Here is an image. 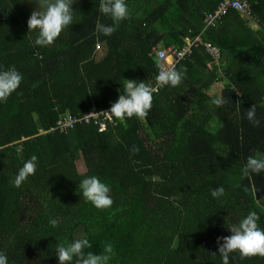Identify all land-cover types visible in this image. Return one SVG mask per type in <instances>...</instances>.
I'll use <instances>...</instances> for the list:
<instances>
[{
	"label": "trees",
	"instance_id": "trees-1",
	"mask_svg": "<svg viewBox=\"0 0 264 264\" xmlns=\"http://www.w3.org/2000/svg\"><path fill=\"white\" fill-rule=\"evenodd\" d=\"M197 1L201 26L172 29L171 19L157 24L136 14L105 36L96 24L112 20L99 12L100 0H73L72 24L40 47L38 30L29 33L27 24L34 0H0V71L15 67L23 76L0 102V252L8 264H59L57 244L77 239L92 245L85 254H102L111 243L108 264H223L217 240L231 235L228 228L256 211L264 229V173H242L249 156L264 153V1L249 0L261 25L256 35L234 11L203 32L205 15L222 0ZM200 35L220 49L221 63L196 47L177 68L182 83L153 94L146 119L133 117L126 126L116 119L103 133L94 124L51 131L66 113L110 109L125 79L154 86V49L182 48ZM214 99L226 103L217 107ZM254 105L258 126L246 115ZM153 125L176 132L160 135ZM32 155L35 174L14 187ZM93 175L111 188L107 210L79 192ZM219 187L224 194L215 198L211 191ZM229 264H264V257L234 252Z\"/></svg>",
	"mask_w": 264,
	"mask_h": 264
},
{
	"label": "clouds",
	"instance_id": "clouds-1",
	"mask_svg": "<svg viewBox=\"0 0 264 264\" xmlns=\"http://www.w3.org/2000/svg\"><path fill=\"white\" fill-rule=\"evenodd\" d=\"M34 2L37 7L32 11L27 22L29 33L38 30L35 45L48 47L53 45L61 33L72 24L74 2L73 0H34ZM99 12L112 20L111 25H105L99 21L96 24V32L105 36H111L122 21L130 19L126 0H100ZM158 68L155 86L146 82L138 83L135 80L125 79L123 94L119 95L118 101L113 103L108 111L102 113L109 118L114 117L125 126L127 120L133 117L140 120L146 119L153 105V94L164 86H179L185 77V73L181 70L166 68L163 64H159ZM22 80V74L15 67L0 71V102L6 103L20 88ZM237 95L240 94L237 93ZM212 102L217 107H222L226 103L223 99H214ZM246 115L250 122L256 126L259 125V121L255 119V105L247 110ZM37 161L38 157L32 155L23 163L12 182L14 187L20 188L30 176L35 174ZM242 173L244 176L264 173V153L256 152L255 155L249 156ZM79 192L84 200L91 202L98 210H107L114 203L110 195V186L102 183L95 175L81 181ZM223 194V187L211 191V195L215 198ZM259 220L258 213L251 211L238 225L228 228L231 232L230 236L218 238V253L222 257L223 264H229V255L234 252H238L241 259L253 256L264 257V229L260 228ZM49 222L53 227L58 225L56 219H51ZM91 247L88 239H77L67 246L58 243L56 255L59 264H72L73 260L75 264H108L114 251L113 245L105 244L102 254L93 252L85 254L84 250ZM0 264H8V258L3 252H0Z\"/></svg>",
	"mask_w": 264,
	"mask_h": 264
},
{
	"label": "built area",
	"instance_id": "built-area-1",
	"mask_svg": "<svg viewBox=\"0 0 264 264\" xmlns=\"http://www.w3.org/2000/svg\"><path fill=\"white\" fill-rule=\"evenodd\" d=\"M232 11L237 12L243 19L251 23L259 22L249 0H222L213 11L205 15L202 31L204 32L208 29L217 27V25ZM201 45L204 46L206 52L210 55L212 63L219 65L222 61L220 49L211 42H204L202 35L195 39L190 38L187 41V45L182 48H176L174 46L155 48L152 56L158 65L163 64L166 68H175L177 70L182 62L194 54L195 48ZM164 87L160 88L159 91ZM108 110L109 109L97 111L94 109L80 117L66 113L60 118L56 127L52 128L51 131H59L60 133L68 134L78 125L94 124L98 128L99 133H103L107 131L110 125H116V119L114 117L109 118L102 113Z\"/></svg>",
	"mask_w": 264,
	"mask_h": 264
},
{
	"label": "crops",
	"instance_id": "crops-1",
	"mask_svg": "<svg viewBox=\"0 0 264 264\" xmlns=\"http://www.w3.org/2000/svg\"><path fill=\"white\" fill-rule=\"evenodd\" d=\"M197 5V0H132V4L129 6V12L130 15L140 14L143 16L149 14L150 16L147 17L152 16L158 19L157 24L161 23V19H171V22L174 23L171 25L172 29L178 27L184 30L185 26L190 28L196 25L201 26V21L198 20V17H202L203 13L198 11ZM175 23H177L178 26H176ZM248 26L255 35L261 27L259 22H248ZM168 31V28L163 30L164 33ZM189 39L190 38L187 37L186 41ZM215 92L216 89L213 87L212 93Z\"/></svg>",
	"mask_w": 264,
	"mask_h": 264
},
{
	"label": "rangeland",
	"instance_id": "rangeland-1",
	"mask_svg": "<svg viewBox=\"0 0 264 264\" xmlns=\"http://www.w3.org/2000/svg\"><path fill=\"white\" fill-rule=\"evenodd\" d=\"M156 126V127H155ZM168 125H153V127L156 129L157 134H170L173 132H176V128H173L172 130L165 129ZM77 165L80 168V171L84 173L86 171V167L83 166V160H78ZM262 205L264 206V199L261 200Z\"/></svg>",
	"mask_w": 264,
	"mask_h": 264
}]
</instances>
